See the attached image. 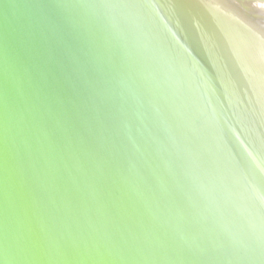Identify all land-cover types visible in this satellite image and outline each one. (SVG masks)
<instances>
[{"label":"water","instance_id":"95a60500","mask_svg":"<svg viewBox=\"0 0 264 264\" xmlns=\"http://www.w3.org/2000/svg\"><path fill=\"white\" fill-rule=\"evenodd\" d=\"M0 264H264V0H0Z\"/></svg>","mask_w":264,"mask_h":264}]
</instances>
